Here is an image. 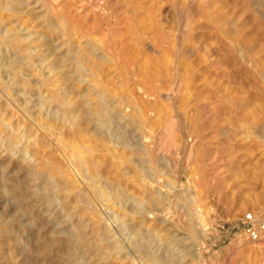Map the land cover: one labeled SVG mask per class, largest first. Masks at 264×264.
<instances>
[{
  "label": "rangeland",
  "instance_id": "obj_1",
  "mask_svg": "<svg viewBox=\"0 0 264 264\" xmlns=\"http://www.w3.org/2000/svg\"><path fill=\"white\" fill-rule=\"evenodd\" d=\"M52 4L58 12L62 11L69 17L78 35L84 37L82 43L86 42L91 32L103 36V32L107 31L106 38L114 43L117 63L113 62L106 73L111 79V86L117 84L116 87L123 91L120 90L122 95H128L130 91L134 99L145 101L141 100V91L131 77L137 73L139 78L147 79L144 67L148 65L153 73L159 69L161 75L164 74L166 85L162 93H170L173 98L171 104L165 102L164 97L159 100L168 104L164 105L168 109L167 114L177 121L174 130L176 135L178 133L177 141H181V146H184L181 156L184 169L182 172L177 166L173 171L168 169L169 175L160 173L163 179L161 183L165 181L162 184L165 183L166 187L160 190V184L156 182L154 188L166 195L169 179L179 178L181 186L176 193L184 198L190 196L195 202L194 211L189 215L188 208L181 205L170 213L169 219L175 222L164 221L165 215L160 212L155 217L147 216L145 220L139 217L142 223L150 225L152 222L151 225L160 227V238L164 237L162 239H165L166 244L152 237L153 243L148 248L149 245H144L142 240L137 242L139 237H133L132 240L143 244L142 248L149 256L158 250L157 257L164 258L167 264H264V0H57ZM23 11L21 16L28 23L27 26H35L40 29L39 32L48 31L42 26L46 24L43 9L32 3ZM29 32L33 31H23V38L29 41L33 37L37 39V35L29 37ZM63 40L62 37L59 42L55 41L54 46L60 45ZM60 48L62 46H59V53L66 49ZM175 65L178 75L181 74L178 76L181 77V83L177 89L168 81L176 75ZM46 72L48 69L45 74L49 75ZM13 89L19 95L16 100L12 102L7 97L0 100L6 104L5 116L9 120L0 126L1 129L3 126H8L7 130L11 129V125L19 123L18 116L21 115H24L28 127L37 129L33 118L30 121L25 114V110L30 109L32 114H39L37 92H33L34 99H30L17 86ZM56 89L43 87L41 90L47 95L46 90ZM29 99L34 101L29 104ZM144 106L153 113L150 116L152 119L154 116L155 119L166 115L161 104ZM89 109L90 106L85 105V110ZM48 112L55 116L51 109ZM160 112L163 114L160 115ZM12 113H16V116L10 118ZM167 117L165 121L156 118L157 123H168ZM255 122H258L257 131L252 130ZM121 124L125 127L124 122ZM93 125L94 129L95 126L98 129L97 125ZM115 125H112L111 130L115 135L118 131L120 134ZM123 127L122 132L130 131L132 135L139 133L137 127L129 130ZM40 133L45 134L44 131ZM46 135L52 147H48L45 153L56 162H61L62 156L55 136L50 140L51 136L48 133ZM4 137L5 134L0 133V264H91L90 259L84 261L70 254L75 251L72 248L73 240H77L75 236L80 238V234L83 237L89 233L92 222L86 221V224L91 225L88 229L80 226L77 230L76 225L73 228V220L69 215L65 216V209L60 204L68 193L55 195L56 189L52 192L43 190L44 184L41 185L32 173L37 170V165L42 164L43 155L36 154L32 158L30 151L33 149L25 138L21 143L17 139V143L12 144L16 151L11 152L10 149L3 152L4 146L8 144ZM135 139L138 140L139 136ZM25 149L28 152L26 155ZM177 171L183 174V179ZM37 186L41 188L37 190ZM37 194L44 195L46 205L40 206L42 203L37 202ZM171 195L174 196V193ZM48 201L53 204L49 206ZM86 207L93 208L92 205ZM52 208L54 217H48ZM98 208L102 214L104 212L103 216L109 219L114 217L113 211L107 210L106 213L100 205ZM89 217L93 218L91 214ZM203 217L207 222L206 227L201 224ZM61 222L62 226L58 227L57 224ZM113 225L115 230L119 229L118 223ZM65 230L72 233H65ZM161 230L172 236L165 235V232L163 234ZM70 234H75L73 239ZM94 239V235H91L85 244L96 242ZM128 241L129 238L125 244L129 245ZM118 252L120 255L126 253ZM133 255L130 257L139 256ZM129 260H124V263L128 264ZM98 264L104 262L99 261ZM135 264H143V261L137 258Z\"/></svg>",
  "mask_w": 264,
  "mask_h": 264
},
{
  "label": "bare ground",
  "instance_id": "obj_2",
  "mask_svg": "<svg viewBox=\"0 0 264 264\" xmlns=\"http://www.w3.org/2000/svg\"><path fill=\"white\" fill-rule=\"evenodd\" d=\"M55 1L57 0H0V100L3 97H7L12 102L16 100L15 98L19 95L17 92H13L15 91L13 87L17 86L23 92V95L29 96L28 98L30 99H34L33 92H37L40 106H38L39 110L37 112L39 114L37 115L30 112L32 109L30 111L25 110L29 120L33 118L32 120L35 121L34 125H37V129L28 127L25 118H23L24 115L18 116L19 123L11 125V129L7 130L8 126H3L2 129L0 127V133L5 134L4 138L8 140L3 152L10 149L11 152L16 151L15 148H12V144L15 145L17 139H20L19 143H21L25 138L29 147L33 149L30 151L32 158H35L36 154L37 156L43 155L42 164L37 165V170L32 171L37 176V181H40L41 185L44 184L43 190L52 192L56 189L55 195L64 192L68 193L63 198L64 200L60 201V204L65 209V216L69 215L73 220V225L71 226L74 228V225H76L77 230L80 229V226L88 229L91 228V225L86 224V221L92 222L93 227L89 231L91 234L87 233L83 237L80 234V238L75 236L77 240L72 242L74 244L72 248L75 251L71 248L74 252L70 249L73 252L70 255L81 257L84 261L90 259L92 261L91 264H98L99 261H103L104 264H125L124 260L128 259H130L128 264H135L137 258H140L143 264H167L164 258L157 257L156 253L158 250L155 252L152 250L154 253L149 256L147 252H144L143 244H137L132 240L133 237H136L134 239L139 237L137 242L142 240L145 243L144 245H149L148 248L153 243L152 237L159 239L162 244H166L165 239H162L164 237L160 238V227L154 224L151 225L152 222H150V225L149 223H142L143 220L147 216L155 217L158 212L165 215H163L164 221L171 220L169 219L171 217L170 213L181 207V205L184 208H188L189 213L188 211L187 213L189 215H192L191 213L194 211L195 202L193 199L190 196L184 198L176 193L177 188L181 186L179 178L175 177L172 179L171 177L169 179L167 184L168 193L166 195H163L160 191L166 187L164 186L165 183L162 184L165 181L161 183L163 179L160 173L165 172L169 175L168 169L170 168L173 171L177 166L181 168V171L184 169L181 157L183 144L181 146V141L180 143L177 141L178 133L176 135L174 130V127H176L174 124L177 121L174 117L167 114L168 109L166 110L164 106L165 104L166 106L168 105L165 102H169V104L173 102L170 93H162L164 90L163 86L166 85L164 84L165 80H163L164 74L161 75V71L154 64L153 66L158 69L156 73H153L154 71L148 65H145V72L148 74L147 79L139 78L137 73L131 77L141 91V100L145 101L140 102V99H134L133 94L129 90H127V92L129 91L128 95H122L121 89L116 87L117 84L114 83L115 85L111 86V79L106 73L113 62L117 63V59L115 61L117 53L114 50V43H110L107 39L108 37L106 38L105 32L107 31L103 32L105 35L101 33L103 36H97L95 32H91L86 42L82 43L81 40L84 37L78 35L77 28L69 17L62 11L58 12L56 7L53 6L52 2ZM32 3H35L37 8L44 10L45 15L43 18L46 24L43 23L45 26H42L44 29L47 28L48 31L39 32L40 29L35 26H27L26 20L23 21L21 16L24 14L23 9H26ZM36 20L31 21L36 22ZM25 30H32L33 32H29L28 36L37 35V39L33 37L29 41V39L23 38V31ZM62 37L65 40L60 45L54 46V42L62 39ZM178 38L179 36H177ZM59 46L66 49L59 53ZM149 48L151 49V46ZM172 63L174 64V62ZM180 63L177 66L180 67ZM163 67L162 70L164 69ZM47 69L48 72L46 73H49V75L45 74ZM174 70L176 75L169 78L168 81L169 83L171 82L173 88L177 89L181 83V77L179 78L178 76L181 74L178 75L176 65ZM168 73H170V69ZM149 79H151L150 82ZM85 82L86 84L84 85ZM43 87L57 89L55 91L46 90L48 94L45 95L46 93L44 94V91L41 90ZM59 91L62 92L59 93ZM161 97H164L165 102L159 100ZM32 101L34 100H30L29 104ZM11 103H9L10 106ZM144 103L146 105L152 103L161 104L166 110V115L162 118L160 116L156 118L165 121L168 116L169 122L157 123L158 120L154 119L155 116L153 119L150 118L153 113L147 110ZM9 104H7L8 107H10ZM5 105L0 102V126L4 125L5 121L8 120V117L5 116L7 114V110L4 109ZM85 105L90 106V109L85 110ZM22 107L24 108V106ZM53 108L55 109L53 110ZM49 109L52 112L54 111V117L51 112H48ZM160 113V115L163 114L162 112ZM15 116L16 113L10 118ZM121 122H124L125 127L121 126ZM258 122L253 123L252 130L257 131ZM170 123L172 124L170 125ZM93 124L97 125L98 129L96 126L94 129ZM114 124H116L117 130H120V134L119 131L116 135L113 133L114 131H112L111 127ZM22 127L24 128L22 129ZM122 127L126 130L137 127L136 131L139 133L132 135L133 133L130 131L122 132ZM40 131H44L45 134L42 135ZM47 133L48 136H51V138L47 137L50 140L52 136H55V143L62 156L61 162H56L48 153H45L48 147H52L45 138ZM190 134L192 135V132ZM136 136H139L138 140L135 139ZM31 139H33V142H30ZM29 147L25 148L28 150ZM27 153L26 151L24 155ZM57 153L59 152L57 151ZM11 165L14 166L15 163ZM161 165L165 167L163 166L162 168ZM159 167L162 169H159ZM178 173L181 174L183 179V174L181 172ZM156 182L160 184L158 185L159 191L154 188ZM40 188L41 186H37V190ZM72 193H74L73 196ZM171 193H174V196ZM43 196L37 194V202L42 203L40 206L47 204ZM49 203V206L53 204ZM129 203L130 205H128ZM86 205H92L93 208L86 207ZM99 205L105 212L107 210L113 211L114 217L109 219L107 216H103L104 212L102 214L101 209L98 208ZM53 210L54 208H52L48 217L53 216ZM90 214L93 218L89 217ZM139 217H142L143 220L139 221ZM61 221L63 220L61 219ZM103 221L105 224H101ZM175 221L171 220L170 222ZM115 223H118V230H115L113 225ZM46 224L48 225V223ZM201 224L203 227L207 226L204 217L201 218ZM60 225L62 226V222L59 225L57 224L58 227ZM164 232L165 235H168L166 231L162 233L164 234ZM67 233L72 232L67 231ZM74 235H71L72 239ZM87 235H94L96 242L88 243L87 241L88 244L86 245L85 241L90 237L86 238ZM191 236L193 237L192 233ZM128 238V243L131 247L125 244V240ZM66 247L68 246L66 245ZM159 248H161V245ZM116 251L117 253H115ZM118 251L126 253L121 254L123 255L121 256ZM149 251L151 250L149 249ZM133 254L139 256L135 257ZM132 255L135 258L130 257ZM115 259L117 262H114ZM78 264L82 263L79 262Z\"/></svg>",
  "mask_w": 264,
  "mask_h": 264
}]
</instances>
